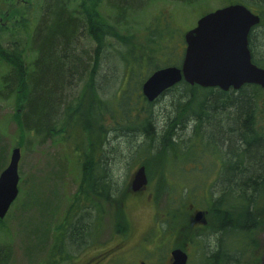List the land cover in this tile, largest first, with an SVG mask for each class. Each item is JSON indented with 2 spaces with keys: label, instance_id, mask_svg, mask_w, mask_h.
<instances>
[{
  "label": "trees",
  "instance_id": "obj_1",
  "mask_svg": "<svg viewBox=\"0 0 264 264\" xmlns=\"http://www.w3.org/2000/svg\"><path fill=\"white\" fill-rule=\"evenodd\" d=\"M19 1L0 0V16H6V12H9L7 18L10 19L8 24L0 27V68H4L0 71V99L13 100L16 110L13 119L20 129L23 142L32 134L41 141L68 135L73 140L75 151L83 154L82 186L86 198L91 193L105 196L111 185L103 183L107 173L99 158L108 138L109 128L103 122H107V115L113 117V103L109 104L101 97L95 78L101 76L104 83L108 80L107 74L98 75L102 66H106L104 57L109 52L108 41L112 39L116 43L113 46L115 54H120L126 63L125 80L130 76L139 77V80H135L139 91L137 96L138 100L142 98L144 101L147 99L143 97L142 86L147 77L160 68L179 66L183 60L184 42H181L179 59L172 62L176 55L174 51H169L170 55L168 53L165 57L162 53L168 47L155 44L158 41L156 36L162 35L160 30L156 29L154 37L151 36L148 49L134 43L136 35L125 34L121 27L127 24L130 12L139 10L135 7L137 0H109L115 14L112 24L101 13L103 0H31L21 7L17 6ZM182 1L191 3L194 0ZM141 2L145 4L146 0ZM223 3L224 6L243 4L260 16V23L249 35V46L253 62L264 68V0H223ZM7 4L11 7L5 12L2 5ZM82 41L94 45L93 52L84 49ZM131 54L135 57H131ZM141 70L147 73L144 75ZM72 83L73 88L75 85L82 86L78 94L72 92ZM128 88L124 82L115 100L120 116L113 118L115 124L120 126H111V132L121 129L145 134L147 141L143 144V153L148 154L142 165L146 167L149 179L154 171L165 174L163 165H168L170 161L179 162L184 156L189 161H196L191 157L192 144L202 143L200 139L205 136L207 139L216 137L212 145L228 148L225 151L227 161L222 167L225 172L212 183L209 190L218 191V195L214 197L213 192L210 193L207 212L212 222L205 236L217 234L218 247L205 256L206 264H262L263 256L252 257L249 261L246 257L259 249L260 240L256 237L264 234V124L257 119L258 107L264 103V89L257 85H245L237 91L224 92L218 88L179 83L167 91H182L175 104L176 118L167 124L169 130L166 128L159 136L164 149L154 153L157 149L153 151L156 143L155 124L149 110L152 103L148 102V107L144 108L137 103L136 107L131 106ZM67 90L69 93L66 94ZM190 115L195 117L196 137L191 136L189 145L185 139L172 141L174 129L184 125ZM75 126L81 127V141H85L83 151L80 150L83 142L81 145L75 144L72 136ZM222 157L220 159L224 160ZM4 164L5 157L0 152L1 170ZM133 197L138 198L139 194ZM86 201L90 203V199ZM123 205L116 215L122 216L121 221L126 218ZM191 218L187 217L189 227ZM3 220L0 219V230L3 229ZM176 227L173 225L170 228L174 238L178 234L174 230ZM91 231L92 225L78 220L65 240L59 233L60 241L57 240L52 246L46 264L68 263V250L64 251L63 247L68 245L70 249L71 246H78ZM226 236L228 240H225ZM187 237L175 247L185 249V245L197 242L195 232ZM10 253L9 246L0 245V264H8Z\"/></svg>",
  "mask_w": 264,
  "mask_h": 264
},
{
  "label": "rangeland",
  "instance_id": "obj_2",
  "mask_svg": "<svg viewBox=\"0 0 264 264\" xmlns=\"http://www.w3.org/2000/svg\"><path fill=\"white\" fill-rule=\"evenodd\" d=\"M29 2L31 0H20L17 6H25ZM143 4L141 0L135 2L139 10L128 14L127 24L121 27L122 32L136 35L134 43L148 49L151 36L154 37L156 29L160 30L162 35L156 36L158 41L155 44L168 47L162 53L165 57L174 51L176 55L172 62L180 57L184 34L194 28L204 14L223 7L225 3L223 0H194L191 3L182 0H146ZM8 5H2L5 12L10 10L11 6ZM8 13L0 16V27L10 22ZM101 13L108 22H114L115 14L109 0L102 1ZM24 40H27L26 37ZM108 43L109 52L104 57L106 66H102L98 74H107L108 80L104 83L102 77L97 75L95 82L101 97L109 104L113 103V117L120 116L115 100L124 82L126 88L131 87L128 88L131 106L136 107L137 103L141 108L148 107V101L142 98L138 100L135 80H139V77L130 76L125 80L126 63L120 54H115L113 46L116 43L112 39ZM82 47L89 52L94 49V45L83 41ZM130 56L135 57L134 54ZM3 70L0 68V71ZM145 70L140 72L145 75ZM70 87L74 94H78L82 86L75 85L73 88L72 83ZM181 93L175 90L166 92L150 106L155 124L156 143L153 151L157 149L154 153L164 149L159 136L168 128L167 124L176 118L175 104ZM257 112V119L264 124V103L259 105ZM15 113L13 100L0 99V152L5 157V166L1 170L0 165V174L7 167L13 148L21 149L19 195L0 230V245L6 244L11 250L8 264H46L52 246L57 240L60 241L61 236L65 240L78 220L92 225V231L78 246L69 249L68 245L63 247L62 243L63 250H68L66 257L69 264H83L90 258L94 264H169L170 251L193 232L198 235L197 242L185 245L190 264H206L205 256L218 247V235L209 233L205 236L210 226H197L199 221L194 225L190 221L189 227L187 217L193 218L198 210L208 211L210 193L215 192H209L210 186L218 179L214 176L222 170L220 157H225L228 150L224 145H212L216 137L207 139L204 132L205 138L200 139L204 144H192L191 157L197 162L189 161L184 156L179 162L170 161L168 165H163L165 174L154 171L147 188L139 192L137 198L133 197L135 194L131 192V184L137 168L143 166L148 154L143 153L146 136L140 131L120 129L111 132L112 127L120 125L107 115L108 124L103 123L109 128L108 138L102 148L103 157L100 155L99 160L106 167L107 177L103 183H110V191L105 196L91 193L86 198L82 186L83 154L75 151L73 140L65 135L57 136L56 140L41 141L32 134L23 142L20 129L13 119ZM129 114L134 117V114ZM195 124V117L188 116L184 125L174 129L172 141L185 139L187 145L191 144L189 140L196 137ZM72 136L75 144L81 145L83 142L80 149L83 151L85 141H81V127L75 126ZM86 199H90V203ZM121 205L125 206L126 211L124 221H121L122 216H116L121 212ZM173 225L177 226L174 230L178 232L175 238L170 230ZM256 239L260 240L259 249L247 256V261L252 257H264V234ZM225 240H228V236Z\"/></svg>",
  "mask_w": 264,
  "mask_h": 264
},
{
  "label": "water",
  "instance_id": "obj_3",
  "mask_svg": "<svg viewBox=\"0 0 264 264\" xmlns=\"http://www.w3.org/2000/svg\"><path fill=\"white\" fill-rule=\"evenodd\" d=\"M260 17L243 4H231L201 17L196 27L185 34L186 50L182 65L156 70L142 86V93L154 102L167 90L185 81L203 88L224 92L248 84L264 89V68L253 63L249 35ZM21 149L12 150L7 167L0 174V219H4L19 194ZM148 184L144 166L138 168L131 190L138 192ZM198 212L195 220H202ZM172 264H187L188 255L180 248L171 251Z\"/></svg>",
  "mask_w": 264,
  "mask_h": 264
},
{
  "label": "flooded vegetation",
  "instance_id": "obj_4",
  "mask_svg": "<svg viewBox=\"0 0 264 264\" xmlns=\"http://www.w3.org/2000/svg\"><path fill=\"white\" fill-rule=\"evenodd\" d=\"M224 157V156H223ZM222 157V159H224V160H221V166L223 167V163L224 162H226L227 160H226V158L224 157L223 158ZM223 169V168H222ZM225 171H223V170H221L217 175H215L214 177H216V178H218V177H220L221 175H222V173H224ZM227 173H228V171H227ZM218 195V191H215L214 193H213V196L214 197H216ZM212 217H210L209 216V214H208V212L206 211V220H207V223L205 222V224L206 225H209L211 222H212V219H211ZM193 222V221H192ZM192 225H194V223H192ZM197 226H203V224H199V225H197ZM95 228V227H94ZM96 231V230H95ZM97 233V232H96ZM94 235H95V232H94ZM90 236V235H89ZM88 236V237H89ZM168 261H169V264H171V261H170V257H168ZM188 263H189V261H188ZM83 264H94V263H92V259L90 258V259H88V261L86 262V263H83ZM141 264H146V263H144V262H142Z\"/></svg>",
  "mask_w": 264,
  "mask_h": 264
}]
</instances>
